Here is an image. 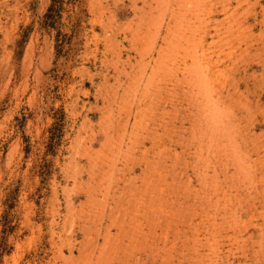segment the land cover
I'll use <instances>...</instances> for the list:
<instances>
[{"label": "rangeland", "instance_id": "374dc122", "mask_svg": "<svg viewBox=\"0 0 264 264\" xmlns=\"http://www.w3.org/2000/svg\"><path fill=\"white\" fill-rule=\"evenodd\" d=\"M0 264H264V0H0Z\"/></svg>", "mask_w": 264, "mask_h": 264}, {"label": "bare ground", "instance_id": "6f19581e", "mask_svg": "<svg viewBox=\"0 0 264 264\" xmlns=\"http://www.w3.org/2000/svg\"><path fill=\"white\" fill-rule=\"evenodd\" d=\"M163 36V35H162ZM162 38H164V37H162ZM161 49V48H160ZM165 75V74H164Z\"/></svg>", "mask_w": 264, "mask_h": 264}]
</instances>
